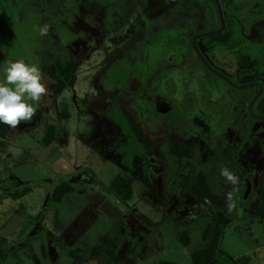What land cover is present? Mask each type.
I'll return each instance as SVG.
<instances>
[{
    "label": "rangeland",
    "instance_id": "obj_1",
    "mask_svg": "<svg viewBox=\"0 0 264 264\" xmlns=\"http://www.w3.org/2000/svg\"><path fill=\"white\" fill-rule=\"evenodd\" d=\"M220 2L227 28L218 36L200 37L196 51L191 35L199 21H206L207 28L220 25L215 0H66L55 15L39 11L41 0H0V64L9 59L36 64L47 85L31 122L21 121L16 128L0 123V200L8 192L30 188L0 212L1 218L19 220L25 229L22 240L40 237L44 228L59 234L73 224L79 239L88 242L83 264L85 259L88 264H159L164 259L190 264L191 252L204 244L202 228L215 226L217 212L210 200L218 198L232 221L225 228L223 248L248 257L249 264H264V218L257 214L264 175V145L257 139L264 140V119L254 121L248 114L254 88H235L205 64V59L214 65V59L221 60L225 67L220 68L235 82H264L263 45L239 32L234 36L239 28L230 17L255 19L264 5L248 12L264 0ZM42 27L45 35H40ZM186 30L189 37L180 36ZM69 60L80 63L77 82L58 94L48 68ZM167 62L179 64L173 70L164 67L159 75V90L167 92L170 81L177 91L168 92L180 101L172 113V103L157 106L146 96L157 65ZM131 83L142 92L132 93ZM95 87L107 97L93 94ZM201 99L207 105L221 102L215 112L226 127L218 137V131H202L205 116L185 120L196 116ZM254 111L264 114V95ZM127 117L140 122L152 145L136 140ZM78 132L85 133L86 143ZM168 133L183 157H167ZM196 145L202 155L198 164ZM67 159L77 186L53 202L54 186L70 177L57 167ZM225 169L235 183L222 175ZM117 175L135 180L132 201L122 203L110 190ZM247 177L254 189L245 199ZM7 225L11 228L13 222ZM186 229L187 246L178 239Z\"/></svg>",
    "mask_w": 264,
    "mask_h": 264
},
{
    "label": "trees",
    "instance_id": "obj_2",
    "mask_svg": "<svg viewBox=\"0 0 264 264\" xmlns=\"http://www.w3.org/2000/svg\"><path fill=\"white\" fill-rule=\"evenodd\" d=\"M43 2V6L41 9L39 8V11H42L43 13H51V15H55L54 13L58 12L57 8L53 7L51 4L56 3L57 5L65 4L66 0H41ZM30 6V5H28ZM27 6V7H28ZM26 7V8H27ZM60 9L62 7L59 6ZM33 8V7H32ZM38 8V7H37ZM43 8V9H42ZM36 9V8H35ZM27 10L25 9V12ZM38 11V10H37ZM24 12V13H25ZM80 63L74 61V60H69V61H57L50 65L48 68L49 74L55 79V89L57 92H61L64 88L72 87L75 84L76 81V70L78 69ZM181 85V84H180ZM192 86V85H190ZM175 92H177L174 89ZM202 101V99H201ZM200 101V102H201ZM197 101V103H200ZM202 105L197 109H202L204 111H209V114L207 113H202V116H205L202 122V131L206 135H210L213 132H219L217 137L222 133L224 130V127H226V123L223 121H219V113L214 112L213 109L206 108L205 102L202 101ZM176 106L180 104L179 100H175L174 103ZM196 107V106H195ZM209 109V110H208ZM219 109L224 110V107H220ZM220 111V110H218ZM216 118V122L214 119ZM127 122L129 125H131V132L133 136H135L136 140L140 143L145 144L147 147L152 145V141H149L144 137V130L142 126L140 125V122H135L132 118L127 117ZM219 126L218 130H215V128ZM1 134V133H0ZM79 137L83 140L84 137L83 135H79ZM219 139V138H214ZM207 141H212L213 138H205ZM166 155H175L177 157H183L184 154L177 147L174 139L171 136L166 137ZM211 142V143H212ZM0 146H2V142L0 141ZM241 146V145H240ZM197 149L196 150V155H195V160L196 163H200L201 156L198 152V146L196 145ZM213 159V158H212ZM202 175L204 172H201ZM69 176V175H68ZM70 177L64 178L61 182H59L57 185L54 186L53 191H52V196L51 200L53 202H59L66 192L71 189V186L68 183ZM254 179V176L252 177ZM253 179H251L252 184H254ZM259 185L261 187L260 191V196H261V201L260 204L257 208V214L260 215L261 218H264V175L260 177L259 180ZM110 190L114 192L116 197L122 202L126 203L131 198L133 197V185H132V179L130 177H123L121 175H117L113 178L111 184H110ZM254 189V187H253ZM252 189V191H253ZM30 188H24L21 191H12L8 192L6 196H10L13 198H18L23 195H25ZM199 195L203 196V194L199 193ZM217 201H212V205L216 209V217H215V226L211 227L209 229L203 227L202 231L200 233L202 237V244L199 248L194 249L191 252V260L192 264H249V258L246 256L243 257H236L231 254H229L222 246L223 244V238H224V233H225V228L230 226L232 221L231 219L227 216L226 212L223 211V208L221 206V202L216 198ZM202 221L205 222L204 217L201 216ZM178 239L179 241L187 246L190 243V231L187 229L183 231L181 235L178 234ZM6 241L5 239L0 238V259L1 256L6 255V247H5ZM159 264H177L175 262L171 261H161Z\"/></svg>",
    "mask_w": 264,
    "mask_h": 264
},
{
    "label": "crops",
    "instance_id": "obj_3",
    "mask_svg": "<svg viewBox=\"0 0 264 264\" xmlns=\"http://www.w3.org/2000/svg\"><path fill=\"white\" fill-rule=\"evenodd\" d=\"M76 82H77V76H76L75 84L72 87L64 88L58 94L64 93V91L67 89H73L76 85ZM132 83H131V89L127 87L128 89L132 90L131 91L132 93H135L134 91H138V93L142 92L143 88L139 87L140 85L138 86L137 84V87H139V89L135 90L132 88L133 86ZM169 83H171L172 85V82L169 81ZM139 84H142V81H139ZM158 86L159 84H157V87ZM92 92L93 94H96L99 97H102V96L107 97L103 93L104 91L100 88L95 87L94 90L92 89ZM73 100L74 98H71L72 105H73ZM77 111L75 109V114H77ZM79 135H83L85 140L81 139ZM78 137L82 142L86 143L87 138L85 136V133L78 132ZM165 141H166V136H165ZM91 147L95 151H97L95 145H92ZM88 152H91V150H89ZM62 159H64V157H62ZM58 165L59 166L57 167L61 169L62 171H65L66 175H70L68 183L71 186V189L68 191H74V188L77 186V183H76L77 174L74 171L75 168L71 166V161H68V159L67 161L63 160L62 162L60 161ZM54 170L57 171L58 173V169L56 167H54ZM59 174L60 175L62 174L60 170H59ZM50 178L52 179V177ZM134 181L135 180L132 179L133 191H134V184L136 183V182L134 183ZM134 193H133V197H134ZM21 197L13 198L10 196H3V198H1L0 200V206H1L0 212L2 210L4 211V209L8 207L11 202H15ZM133 197L129 201H132L134 199ZM31 217L38 218V214L36 216L31 215ZM12 219L10 216H6V218L0 217V238L5 239L6 241V244H5L6 255L1 256L0 264H77L79 262L83 264V260L84 258H86V251L87 253L89 252V247L87 246L88 242H83L81 239H79V236L76 233V230L73 224H71L67 229L60 231L59 234L53 232L51 229L44 228L45 234H42L40 237H35L32 240H22L21 237L25 229L22 226H20L19 220H15V219L12 220ZM8 221L13 222V227L10 228L7 225ZM135 226H138V225L135 224ZM97 250H98L97 248H93V253H95ZM82 252H84V255H81ZM177 252H183V251H180V249H178ZM80 255L82 257H79ZM189 258H190L189 263L192 264L191 255ZM164 260L180 264L179 262L173 261L171 259H164ZM85 262H87L88 264L89 260L85 259L84 264ZM97 262L99 261H95L92 263L97 264Z\"/></svg>",
    "mask_w": 264,
    "mask_h": 264
},
{
    "label": "clouds",
    "instance_id": "obj_4",
    "mask_svg": "<svg viewBox=\"0 0 264 264\" xmlns=\"http://www.w3.org/2000/svg\"><path fill=\"white\" fill-rule=\"evenodd\" d=\"M46 33V27L40 28V35ZM46 95L47 85L38 65L13 59L0 64V123L16 128L21 121L31 122ZM222 175L236 182L227 169Z\"/></svg>",
    "mask_w": 264,
    "mask_h": 264
},
{
    "label": "flooded vegetation",
    "instance_id": "obj_5",
    "mask_svg": "<svg viewBox=\"0 0 264 264\" xmlns=\"http://www.w3.org/2000/svg\"><path fill=\"white\" fill-rule=\"evenodd\" d=\"M219 2H220V0H219ZM215 3H216V0H215ZM220 4H221V2H220ZM228 4V3H227ZM52 6L53 5H57L56 3H53L52 2V4H51ZM62 5V7H61V9L63 8V6L65 5H63V4H61ZM61 5H57L58 6V9L57 10H60V7L59 6H61ZM263 5L264 4H261V3H259V2H257L254 6H255V8H253V9H251L248 13H250V12H252V10H256V11H259V10H261L262 9V7H263ZM40 6V9H41V7L43 6V3L42 4H40L39 5ZM57 6L55 7V8H57ZM216 6H217V3H216ZM35 7V6H34ZM54 7V6H53ZM221 8H222V6H221ZM43 9V8H42ZM64 9V8H63ZM62 9V10H63ZM217 12H218V17L220 18V13H219V9H218V6H217ZM263 11V13L260 15V16H258L257 18H255V19H251L250 17H243L244 19H242V18H240L239 16H236V17H233L232 15L230 16L231 18H234V23H235V25H236V27L237 28H239V29H237V30H235V33H234V36H237L238 35V32H239V36H241V37H244V38H247V39H251V40H253V42H256V43H259L260 45H263V47H264V32H263V26L261 25V26H254L255 25V23L258 21V20H260V19H262V17H264V10H262ZM222 12H223V9H222ZM250 14H247L246 16H249ZM223 17H224V15H223ZM221 19V18H220ZM201 24H198L197 26H196V28H197V31L195 32V33H193L192 35H191V37H193L194 36V40H193V42L194 43H196V41L200 38V37H203V36H207V35H215V36H218V35H220L223 31H225V29L227 28V23H226V20H225V18H224V27L222 28V22H221V20H220V25H218V26H216V27H213L212 26V28L211 27H206L205 26V24H203L204 22H206V21H203L202 22V20L201 21H199ZM219 24V23H218ZM222 28V29H221ZM219 29H221L220 31H219ZM213 31H215L214 33H210V34H207V35H202L203 33H209V32H213ZM186 32H187V30L185 31V32H182L181 31V33H182V35H180V36H184V38H188L189 36H187L188 34H186ZM238 43V42H237ZM197 46V45H196ZM208 49V48H207ZM197 51V50H196ZM202 56V55H201ZM215 60V62L217 63V65H214V64H209L207 61H206V59H205V64L207 65V67L210 69V70H212V72L215 74V75H218V76H220L221 78H223L226 82H228V83H231L232 84V86H234L235 88H245V89H248L249 87H252V88H254L255 89V93H254V95H253V97H252V99L250 100V102L248 103V114L251 116V118L255 121V119L257 120V119H264V118H260V116H264V114H260V113H257V112H255L254 111V107H255V105H256V103L262 98V96L264 95V82H260V81H255V80H250V81H246V82H241L240 80H237L236 82L232 79V78H230L228 75H226L224 72H223V70L220 68V66H224L225 67V62H223V61H216V59H214ZM185 62V58L183 57V63ZM264 63V62H263ZM175 65L176 66H178L179 64H170L169 62H167L165 65H162V67H160V66H158L157 65V67H156V69H155V67H154V69L157 71L156 72V75L157 76H155V78L153 79V76H152V83H151V85L150 86H148V90L149 89H151V93L150 94H146V96H147V99H150L151 101H155V103L157 104V106L158 105H164V103L166 102L167 104H170V103H172V106H170L169 105V108H170V111H169V113H172V112H175V111H173V109H176L177 108V106L174 104L175 103V100L168 94V92L169 93H172L173 91H174V88H173V86L170 84V83H168V86H167V88H166V90H167V92H164V91H162V90H159V86L157 87V84H160V80H161V77L160 76H162V70H163V68L165 67H167L169 70H173L174 69V67H175ZM165 68H164V70H165ZM214 70H216V71H214ZM225 69H227V68H225ZM229 69V68H228ZM152 71H153V67H152ZM160 75V76H159ZM157 80V82H155ZM249 82H256V83H259V84H262V90H261V92H260V87L259 86H248V87H241V85H243V84H245V83H249ZM154 83H156L155 84V86H154ZM169 89V90H168ZM167 96V97H166ZM167 99L169 100V102H167ZM254 99H256L255 100V102H254V104H253V106H252V111L250 110V105H251V103H252V101L254 100ZM238 101V100H237ZM163 103V104H162ZM203 103V102H202ZM202 103H201V105H202ZM166 104V105H167ZM217 105L218 106H221V102L219 103V104H213V105H207L206 103H205V106H206V108L208 107V108H210V109H213L214 110V112H215V108L217 107ZM163 107V106H162ZM197 107V106H196ZM242 108V107H241ZM199 111H200V109L198 110V112H196L195 113V115L196 116H193V117H190V115H189V117L188 118H185V120H187V122L189 123V121L191 122V120L193 119V121L196 119V118H203V116H202V114H200L199 113ZM203 113V112H202ZM216 113V112H215ZM202 116V117H201ZM241 117H242V115H241ZM240 117V118H241ZM243 119V118H242ZM215 121H213V122H216V118L214 119ZM240 120V119H239ZM164 121V120H163ZM201 122H203V119H201ZM168 123H170V122H168ZM173 123V122H172ZM167 124V123H166ZM174 129V128H173ZM175 130V129H174ZM166 137L167 136H171L169 133L168 134H166L165 135ZM172 137V136H171ZM173 138V137H172ZM256 139V138H255ZM257 140H259V143L260 144H263L264 145V140H262L261 138L259 139H257ZM261 140V141H260ZM242 146V145H241ZM264 147V146H263ZM169 156H171V155H169ZM168 157V156H167ZM248 179H249V177H247V182H248ZM250 180V179H249ZM251 181V180H250ZM251 183H252V181H251ZM253 184L251 185V191H252V189H253ZM246 190H247V185H246ZM250 191V192H251ZM246 192V191H245ZM250 192H249V194H250ZM249 194H248V196H249ZM244 195H245V193H244Z\"/></svg>",
    "mask_w": 264,
    "mask_h": 264
},
{
    "label": "water",
    "instance_id": "obj_6",
    "mask_svg": "<svg viewBox=\"0 0 264 264\" xmlns=\"http://www.w3.org/2000/svg\"><path fill=\"white\" fill-rule=\"evenodd\" d=\"M216 3H217V6H218V9H219L220 18H221V22H222V28H223L225 23H224V17H223V12H222V8H221V4H220L219 0H216ZM261 25L263 26V32H264V17H262V19L258 20V21L255 23L254 26H261ZM222 28H221V29H222ZM221 29H219V31H220ZM214 32H215V31H213V32H209V33H203L202 35H207V34L214 33ZM194 44H195V47H196V49H197L196 43H194ZM197 51H198V49H197ZM212 69H213V68H212ZM213 70H214V69H213ZM214 71H216V70H214ZM248 86H259V87H260V92H261V90H262V84H259V83H256V82H249V83H245V84L241 85V87H248ZM255 100H256V99H254V100L252 101L251 105H250V110H251V111H252V106H253ZM260 118H264V116H260ZM251 185H252V183H251V181L248 179V182H247V190H246L245 195H244V198H245V199H247L248 194H249V192L251 191Z\"/></svg>",
    "mask_w": 264,
    "mask_h": 264
}]
</instances>
